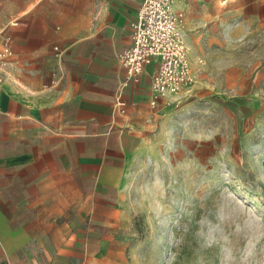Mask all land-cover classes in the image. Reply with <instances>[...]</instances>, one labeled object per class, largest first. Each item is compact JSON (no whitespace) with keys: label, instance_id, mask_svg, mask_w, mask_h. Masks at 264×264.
<instances>
[{"label":"rangeland","instance_id":"374dc122","mask_svg":"<svg viewBox=\"0 0 264 264\" xmlns=\"http://www.w3.org/2000/svg\"><path fill=\"white\" fill-rule=\"evenodd\" d=\"M173 4L194 80L125 99L124 179L88 264H264V0Z\"/></svg>","mask_w":264,"mask_h":264},{"label":"crops","instance_id":"0c3cea01","mask_svg":"<svg viewBox=\"0 0 264 264\" xmlns=\"http://www.w3.org/2000/svg\"><path fill=\"white\" fill-rule=\"evenodd\" d=\"M142 0H0V264H66L103 250L81 223L107 227L127 151L117 56ZM152 67L125 99L149 103ZM83 245V246H82Z\"/></svg>","mask_w":264,"mask_h":264},{"label":"built area","instance_id":"2783aa9c","mask_svg":"<svg viewBox=\"0 0 264 264\" xmlns=\"http://www.w3.org/2000/svg\"><path fill=\"white\" fill-rule=\"evenodd\" d=\"M131 43L117 56L124 78L115 92L114 109L123 112V94L128 84H137L146 67H152L149 105L158 100L178 97L191 86L193 71L187 59L182 37V19L174 10L173 0H142L130 24ZM10 38L5 36L0 51V85L5 80L4 68Z\"/></svg>","mask_w":264,"mask_h":264},{"label":"trees","instance_id":"16d2710c","mask_svg":"<svg viewBox=\"0 0 264 264\" xmlns=\"http://www.w3.org/2000/svg\"><path fill=\"white\" fill-rule=\"evenodd\" d=\"M79 227L84 232L86 244L91 246H97L98 242L108 235V229L104 226L81 223ZM66 264H81V261L75 258H70L66 260Z\"/></svg>","mask_w":264,"mask_h":264}]
</instances>
